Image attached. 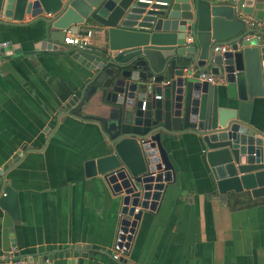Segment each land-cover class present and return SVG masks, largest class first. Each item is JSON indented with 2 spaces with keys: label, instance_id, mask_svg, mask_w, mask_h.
<instances>
[{
  "label": "water",
  "instance_id": "obj_1",
  "mask_svg": "<svg viewBox=\"0 0 264 264\" xmlns=\"http://www.w3.org/2000/svg\"><path fill=\"white\" fill-rule=\"evenodd\" d=\"M242 16L264 23V0H0V27L35 25L36 51L55 52L66 33L93 29L102 37L101 46L71 48L70 58L90 76L61 111L79 116L89 105L95 111L84 119L97 126L106 154L84 162L83 172L116 200L117 250H128L141 215L134 210L152 176L169 173L174 181L169 149L183 136L194 137L218 196L244 191L252 200L264 198V124L248 125L250 102L264 96V41L236 46L253 32ZM218 46L228 50L213 52ZM190 68L218 84L189 77ZM5 170L0 210L17 221Z\"/></svg>",
  "mask_w": 264,
  "mask_h": 264
},
{
  "label": "crops",
  "instance_id": "obj_2",
  "mask_svg": "<svg viewBox=\"0 0 264 264\" xmlns=\"http://www.w3.org/2000/svg\"><path fill=\"white\" fill-rule=\"evenodd\" d=\"M34 26L0 27V43L11 48L0 52V170L6 167L18 214L14 221L0 210V256L14 248L30 264H264V198L218 196L191 135L169 149L174 181L165 173L147 184L128 250L115 248L116 200L83 172L84 162L106 154L97 126L84 119L95 111H61L90 73L63 44L36 51ZM90 30L88 47L101 46V35ZM263 124L264 96L248 111L250 127ZM67 251L76 258H63Z\"/></svg>",
  "mask_w": 264,
  "mask_h": 264
},
{
  "label": "built area",
  "instance_id": "obj_3",
  "mask_svg": "<svg viewBox=\"0 0 264 264\" xmlns=\"http://www.w3.org/2000/svg\"><path fill=\"white\" fill-rule=\"evenodd\" d=\"M143 2V1H140ZM143 3L149 4V2L145 1ZM245 25L248 30H253V32H250L246 34L240 42L236 43V46H238L240 43H249L251 41L260 42L262 41V36L259 34V31H264V23H260L254 20H244ZM93 34V31L87 30L84 35H77V34H69L66 33L63 37L62 44L64 46L75 48L76 50H82L84 48H87L90 45V38ZM186 42L190 43L191 39L188 37L186 38ZM8 44L5 42L0 43V49H3ZM228 50V46H218L214 47L212 49L213 52H218L220 54L225 53ZM188 76L191 78H194L198 80L199 82H205L210 85H216L218 84L219 80L216 79L213 75L207 73V72H197L194 69L190 68ZM165 83H162V85ZM3 196V194H1ZM137 210H134V213ZM14 248L9 249L8 252H6L4 255L0 256V264H29L28 262L17 258L15 255ZM122 253H120L121 255ZM119 258V255H113L112 259L117 260Z\"/></svg>",
  "mask_w": 264,
  "mask_h": 264
}]
</instances>
